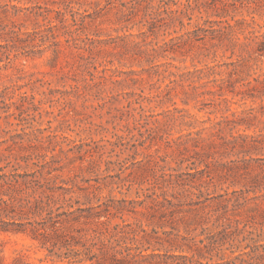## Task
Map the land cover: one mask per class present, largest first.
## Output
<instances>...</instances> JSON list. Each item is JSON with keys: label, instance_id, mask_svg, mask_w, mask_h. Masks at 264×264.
<instances>
[{"label": "rangeland", "instance_id": "374dc122", "mask_svg": "<svg viewBox=\"0 0 264 264\" xmlns=\"http://www.w3.org/2000/svg\"><path fill=\"white\" fill-rule=\"evenodd\" d=\"M57 1L0 0V45L6 42L7 33L12 30L24 40L37 38L33 41L35 46L27 47L17 55L16 51L4 53L5 49L0 47V94L6 93L0 98L5 100L0 102V152L11 147L16 152L22 149L24 153L46 154L47 160H53L50 165L57 168L52 172V181L71 188L74 205L77 201L85 203L88 198L93 204L99 199H116L117 207L130 209L119 212L120 217L114 219V224L130 225L128 244L133 253L145 255H139L138 260L144 264L176 263L178 260L173 261L165 255L179 254V250L171 246L181 240L178 233H187L179 219L185 216L192 220L194 212L164 217L162 203L155 206L154 201H162V194L168 189L162 178L164 172H185L194 165L192 161L181 162L182 156L169 142L202 128H206L202 136L208 138L212 131L209 126L223 116L231 117L234 111L240 113L248 106L259 105V100L244 103L240 97L231 94H228L231 101L219 106L218 100H212L211 95L186 100L184 93L191 92L189 85L194 78L182 77L183 73L210 68L214 72L200 83L220 79L231 68L229 63L246 54L245 47L242 49L237 45L233 50L228 39L219 42L202 38L204 32L197 29L209 27L212 24L209 21L227 19L235 24L236 20L244 19L243 28L238 26L236 34L240 37L239 44L248 43L245 36H252L251 31L254 35L264 33V11L250 13L246 6L235 9L229 4V16L220 17L216 14L223 13L221 6L217 11L196 8L190 11L192 18H186L185 25L181 26L177 20H171L174 13L169 7L183 9L188 0H178L177 5L174 0H163V25L152 33L146 22H141L140 16L132 22H121L117 10L111 9L97 18L95 24L87 26L99 34L97 38L108 41L102 55L89 61L78 54L77 48L70 46L73 43L68 44L66 32L79 37L77 29L81 28V13L93 9L75 4L74 10L80 13H74L65 10ZM59 10L65 12L69 27L60 21ZM252 15L255 23L251 20ZM89 21L90 18H86V23ZM54 24L59 26L51 29ZM214 25L217 27V22ZM142 32L146 34L142 35ZM53 34L61 41L58 58ZM85 36V33L81 34L82 38ZM113 37L117 38L120 49L127 48L132 55L121 56L117 50H112L109 40ZM250 42L254 44V41ZM250 65L253 75L264 72V56ZM96 67L99 70L106 67L107 75L114 74L101 91L86 83L92 79L89 71H95ZM125 71L136 73L121 74ZM124 78L127 81L112 82ZM135 78L136 82L133 81ZM76 85L79 89L74 90ZM206 88L214 90V83H208ZM22 94L28 95L29 99H22ZM6 103L11 105L8 112ZM176 108L185 111L178 112ZM263 125L264 115L258 113V128L247 132H257ZM239 128L244 130L243 126ZM227 133L224 130V134ZM11 160L16 164L14 156ZM36 160L45 161L34 159L27 167V163L20 160L16 166H20V172H32L37 168L33 165ZM12 169L9 166L5 171ZM201 190L204 192L202 197L196 194L187 200L174 198L169 190L165 193L175 203L184 202L186 210L192 207L188 204L191 200L220 192L212 185ZM193 191L199 193L198 189ZM123 200L125 202L121 203ZM177 227H180L179 231ZM200 231L192 234L197 235ZM0 239L5 242L9 257L21 252L34 264H40V260L46 264H70L40 248L25 235L0 234ZM244 245L245 242L240 249ZM152 253L160 255L149 256ZM226 255L231 257L233 254L226 250ZM240 263L238 260L237 264Z\"/></svg>", "mask_w": 264, "mask_h": 264}, {"label": "trees", "instance_id": "16d2710c", "mask_svg": "<svg viewBox=\"0 0 264 264\" xmlns=\"http://www.w3.org/2000/svg\"><path fill=\"white\" fill-rule=\"evenodd\" d=\"M162 1L163 0H58L57 4L65 7V10L80 13L74 10L75 4L90 6L93 10H86L82 14L81 28L77 29L79 37L72 32H66V41L70 46L78 49L79 55L89 61L100 57L105 51L108 41L97 38L99 34L91 31L87 26L95 24L97 18L111 9H116L121 22H132L136 17L145 21L148 31L155 33L162 27ZM238 1V2H237ZM157 3V4H156ZM177 5L178 0H174ZM196 5H194V4ZM236 7L246 6L250 13L264 11V0H188L183 9L169 11L174 13L171 20H177L181 26L185 25L186 18L190 17V11L202 7L217 11L219 7L223 13L220 17L229 16L228 5ZM60 12V10L58 11ZM61 13V22L65 27L67 19L65 12ZM86 18L90 21L86 23ZM169 20V19H168ZM255 23V17L251 19ZM209 27L199 26L205 37L211 40L223 42L228 39L233 50L237 45L246 48L245 55L229 63L231 68L220 79H212L206 83H200L204 78L210 77L214 71L210 68L195 69L182 74L194 78L189 85L191 92H185L188 98L211 95L212 100H218L219 104L231 101L228 94L240 97V100H251L259 105H251L240 113L232 112L230 116H223L219 121L209 126L211 133L208 138L202 136L206 128L190 131L177 140L169 142L182 156L181 162L192 161L194 167L185 172H164L162 178L166 183V191H171L174 198H189L191 195L204 194L201 190L204 186H214L217 191L208 194L188 204L192 206L184 209V202L175 203L167 194H162V201L155 200L154 205L162 203V216L194 212V217L179 220L185 225L186 234H179L181 240L171 243L179 254L165 255L167 258L178 260L172 264H264V125L253 133L247 132L258 128V113L264 115V72L253 75L250 63L264 56V33L245 36L248 43L239 44L240 37L236 34L237 27L241 29L245 24L243 20H236L235 24L227 19L209 21ZM217 22L218 26L215 27ZM225 22V25H221ZM168 24L169 22H165ZM59 25L54 24L50 28L55 29ZM63 26V27H64ZM195 30L192 31L194 33ZM92 36H90V33ZM147 32V31H146ZM146 32H142L145 35ZM210 32V33H209ZM86 34L84 38L81 34ZM6 42L0 47L6 52L26 49L35 46V39L24 40L14 30L7 33ZM55 55L58 58L61 49V41L58 35L53 34ZM82 38V39H80ZM44 40V37H42ZM111 38L109 46L117 50L121 56H131L127 48H119V43ZM79 40V41H78ZM250 41H254L252 44ZM234 52V51H233ZM10 60L11 57H7ZM108 69L89 71L92 79L87 81V86L104 89L106 83L114 74H106ZM115 73V72H114ZM135 71H125L121 74H135ZM127 81V78L112 80L113 83ZM134 82L137 81L135 78ZM213 82L215 89H207V84ZM199 83V84H198ZM73 87V86H72ZM79 89L74 86L73 89ZM201 88V89H200ZM6 93L0 94L3 98ZM192 96V97H191ZM22 99H29L22 94ZM0 99V102H4ZM187 102V101H184ZM7 112L11 105L6 103ZM177 109V108H176ZM178 112L185 111L177 109ZM13 115V114H10ZM1 118V117H0ZM184 118V116H183ZM185 124H187L185 122ZM191 126V123H189ZM240 126L244 127L241 131ZM224 130L228 133L224 134ZM25 148V147H22ZM14 148L7 147L4 153L0 152V234H22L36 242L42 249H46L51 255H56L59 260H66L70 264H144L137 259L139 255L132 252L128 244L130 231L129 224H114V219L119 218V212L130 209L116 206V199L107 201L98 200L97 204L81 201L73 203L71 188L57 185L52 181V172L57 170L50 165L53 160H47L46 154L18 152ZM27 152V151H26ZM185 152L189 154L184 155ZM15 157L16 164L20 160L27 163L34 159L43 158L45 161H33L37 168L32 172H20V166H16L11 160ZM227 158L226 160H223ZM5 165H2V164ZM13 163V164H12ZM12 166L11 171H5ZM56 176V175H55ZM193 189H198L199 193ZM253 194V195H251ZM125 200H123L124 203ZM177 206V207H176ZM176 207V208H174ZM154 210L155 207L152 206ZM202 213H204L202 215ZM165 226L166 223H163ZM193 229H190L192 228ZM175 229V227H173ZM178 231L180 227H177ZM201 230L199 234L192 232ZM262 238V239H261ZM245 245L242 249V243ZM226 250L233 255L228 257ZM239 250V253L236 252ZM160 254L152 253L149 256L156 257ZM163 255V254H162ZM215 259H218L217 261ZM40 264L43 263L40 260ZM167 262V261H165ZM0 264H34L21 252L7 256L5 242L0 239Z\"/></svg>", "mask_w": 264, "mask_h": 264}]
</instances>
